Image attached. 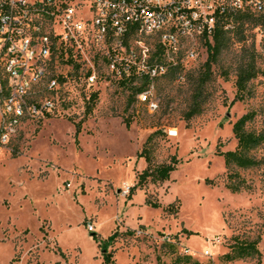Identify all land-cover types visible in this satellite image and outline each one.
<instances>
[{
	"label": "rangeland",
	"instance_id": "1",
	"mask_svg": "<svg viewBox=\"0 0 264 264\" xmlns=\"http://www.w3.org/2000/svg\"><path fill=\"white\" fill-rule=\"evenodd\" d=\"M70 1L86 20L92 0ZM52 30L62 33L55 23ZM225 30L230 43L205 82L206 41L183 43L195 58L154 80L153 111L137 100L148 80L112 75L104 46L90 33L72 43L78 68L60 55L43 64L46 79L35 94L57 109L22 123L0 154V264H103L100 247L115 233L107 251L113 264H264V167L240 171L251 191L232 194L219 154L236 149L232 126L244 115L255 114L250 130L264 131V30L237 24ZM156 41L136 40L131 48L153 50ZM248 50L259 75L252 98L235 102L237 65ZM88 74L96 76L94 86L85 82ZM54 75H68L58 96L47 92ZM196 103L201 111L188 119ZM150 137L154 166L172 157L180 164L169 181L134 189L147 169L139 155ZM256 156L264 159V145ZM236 238L260 239L261 255L224 262Z\"/></svg>",
	"mask_w": 264,
	"mask_h": 264
},
{
	"label": "built area",
	"instance_id": "2",
	"mask_svg": "<svg viewBox=\"0 0 264 264\" xmlns=\"http://www.w3.org/2000/svg\"><path fill=\"white\" fill-rule=\"evenodd\" d=\"M90 15L79 19V5L70 0H0V79L4 70L12 72L9 90L0 88V154L7 151L14 131L25 120L19 113L30 81L23 79L22 68L33 71V79L45 77L44 65L52 62V55H60L65 66L78 68V58L72 43L76 36L90 33L96 43L104 46L103 54L111 74L121 81L142 78L148 88L137 100L147 104L150 111L158 108L152 95L154 80L181 69L185 58H195L184 52L183 43L211 40L216 26L233 22L238 13L264 16V0H92ZM54 23L62 33L52 30ZM131 29H138L141 42L148 34H157L154 49L123 52V44L131 40ZM25 38H33V50H26ZM27 52H34L35 61H28ZM60 77L48 94L58 96ZM94 86L96 76L84 77ZM33 108L32 121L56 111V103L40 101ZM170 136L175 137L173 132ZM88 231H93L91 225Z\"/></svg>",
	"mask_w": 264,
	"mask_h": 264
},
{
	"label": "trees",
	"instance_id": "3",
	"mask_svg": "<svg viewBox=\"0 0 264 264\" xmlns=\"http://www.w3.org/2000/svg\"><path fill=\"white\" fill-rule=\"evenodd\" d=\"M230 27L238 26L241 30L245 26H253V28H261L264 30V16L255 15L253 13H238L234 16ZM226 25H218L213 31L211 40H206L205 46L208 52V59L203 65L204 73L201 76L203 82L207 81L211 77L212 65H214L221 54L228 48L230 43V31L225 30ZM240 43L244 42V39L239 40ZM236 74V99L235 102L245 101L252 98L250 91V84L259 75V70L256 65V55L254 51H245L241 53ZM179 71V70H178ZM176 74V72H175ZM62 77V76H60ZM58 78H56L57 81ZM197 101L200 100L199 93L196 94ZM201 111V106L197 103L192 107L189 118L198 115ZM255 114L249 113L241 117L233 126V137L236 141L237 147L234 151H227L220 153L222 159H224L226 169L225 188L232 194H241L243 191H251L250 184L239 175L240 171L255 170V168L264 167V159L257 158L256 151L264 145V131L257 132L256 130H250L248 128L254 122ZM129 127V122L126 124ZM79 132V129L76 131ZM152 137L148 138L144 149L139 155V158L143 159L147 164V169L138 176V183L134 187L142 189L149 180L153 183L163 184L171 178V174L175 172L180 164V161L176 157L170 158L168 164H162L161 166H154L152 159ZM133 190V189H132ZM130 190V194H131ZM146 206L153 209H160L157 203L146 201ZM174 207L171 205L167 208V211L173 213ZM118 233H115L104 241L100 247L103 264H113V256L108 253L109 247H111L117 239ZM260 239L257 240H240L236 238L234 243L230 245L227 255L223 257L224 262H237L246 259L258 258L261 255L258 246Z\"/></svg>",
	"mask_w": 264,
	"mask_h": 264
},
{
	"label": "bare ground",
	"instance_id": "4",
	"mask_svg": "<svg viewBox=\"0 0 264 264\" xmlns=\"http://www.w3.org/2000/svg\"><path fill=\"white\" fill-rule=\"evenodd\" d=\"M131 38H132L131 40H128V44H123V52H128L132 50L131 45L133 41L136 40L141 41L138 29H131ZM152 38H156L158 41L157 34H148L146 35V37H144V39L147 40ZM25 41H26V50H33V45H34L33 38H25ZM27 56H28V61H35L34 52H27ZM3 72H4V79H0L1 91L9 90L8 88L9 81H12V72H10V70H4ZM22 72H23V79L26 81H30V83L28 86H25L26 94L24 95V101H22L21 106H19V113H21V117L25 120V122H28L32 120L31 114L33 113L34 106L38 104L37 99H40L41 101V98L39 97L38 93L36 92L35 94V89L37 90L39 88L38 85H40V83H42V81L46 79V75L45 77H43V79L41 78L33 79V71H31L30 68H22ZM62 77H67V76H62ZM56 78H58V76L54 75L47 80L46 82L48 88L47 92L51 91L53 87L52 85L56 83Z\"/></svg>",
	"mask_w": 264,
	"mask_h": 264
}]
</instances>
